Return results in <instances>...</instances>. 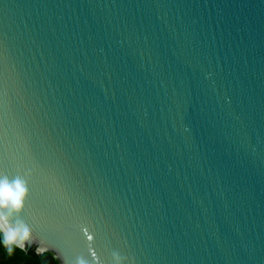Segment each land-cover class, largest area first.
Here are the masks:
<instances>
[{
  "label": "water",
  "instance_id": "obj_1",
  "mask_svg": "<svg viewBox=\"0 0 264 264\" xmlns=\"http://www.w3.org/2000/svg\"><path fill=\"white\" fill-rule=\"evenodd\" d=\"M4 177L26 254L264 264V0H0Z\"/></svg>",
  "mask_w": 264,
  "mask_h": 264
},
{
  "label": "clouds",
  "instance_id": "obj_2",
  "mask_svg": "<svg viewBox=\"0 0 264 264\" xmlns=\"http://www.w3.org/2000/svg\"><path fill=\"white\" fill-rule=\"evenodd\" d=\"M28 195L27 182L20 177L13 180L4 177L0 179V233L3 242L11 250L12 245L23 248L25 242L31 244V232L29 227L20 219H17L25 206ZM40 252L45 249L38 248ZM117 264L120 257L117 255ZM38 264H60V258L53 252L42 258ZM79 264H86L81 260Z\"/></svg>",
  "mask_w": 264,
  "mask_h": 264
},
{
  "label": "trees",
  "instance_id": "obj_3",
  "mask_svg": "<svg viewBox=\"0 0 264 264\" xmlns=\"http://www.w3.org/2000/svg\"><path fill=\"white\" fill-rule=\"evenodd\" d=\"M26 249L12 245L11 250L4 244L0 233V264H38L48 254H26Z\"/></svg>",
  "mask_w": 264,
  "mask_h": 264
}]
</instances>
